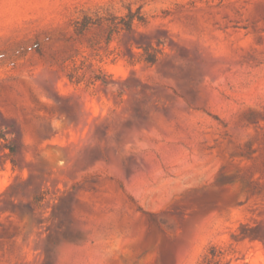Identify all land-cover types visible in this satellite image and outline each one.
<instances>
[{
  "label": "rangeland",
  "instance_id": "rangeland-1",
  "mask_svg": "<svg viewBox=\"0 0 264 264\" xmlns=\"http://www.w3.org/2000/svg\"><path fill=\"white\" fill-rule=\"evenodd\" d=\"M0 264H264V0H0Z\"/></svg>",
  "mask_w": 264,
  "mask_h": 264
},
{
  "label": "trees",
  "instance_id": "trees-1",
  "mask_svg": "<svg viewBox=\"0 0 264 264\" xmlns=\"http://www.w3.org/2000/svg\"><path fill=\"white\" fill-rule=\"evenodd\" d=\"M127 28L129 30H132L133 29V24L135 22V20H138L139 22L141 23H145L146 22V18L144 17V15L140 12V11H136L134 12L132 9H129V12L127 14ZM90 23V21H86L85 24H83L82 27H79L78 30H82L83 28H85L88 24ZM148 61H152L153 62V59H147ZM41 198L40 196H37L35 198V201L36 202H40Z\"/></svg>",
  "mask_w": 264,
  "mask_h": 264
}]
</instances>
